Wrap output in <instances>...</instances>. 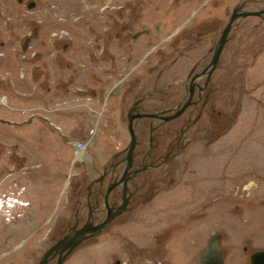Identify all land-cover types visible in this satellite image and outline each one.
Listing matches in <instances>:
<instances>
[{
    "label": "rangeland",
    "instance_id": "374dc122",
    "mask_svg": "<svg viewBox=\"0 0 264 264\" xmlns=\"http://www.w3.org/2000/svg\"><path fill=\"white\" fill-rule=\"evenodd\" d=\"M244 1L264 8V0H0V264H39L68 229L101 222L106 206L119 219L63 264H201L215 236L221 264H251L264 249V16L233 22L208 83L203 73ZM141 30L149 33L133 36ZM190 72L203 89L159 127L155 148L150 118L134 121L131 169L150 167L130 172L133 208L119 214L125 187L108 186L127 164L130 111L172 113ZM180 138L184 149L160 163ZM85 145L90 161L77 158Z\"/></svg>",
    "mask_w": 264,
    "mask_h": 264
},
{
    "label": "water",
    "instance_id": "95a60500",
    "mask_svg": "<svg viewBox=\"0 0 264 264\" xmlns=\"http://www.w3.org/2000/svg\"><path fill=\"white\" fill-rule=\"evenodd\" d=\"M34 3H30V6H33ZM244 5H246V1L242 2L237 8H242ZM237 8H235L230 16L229 23L228 25L224 28L222 35L220 36L219 44L217 45V48L212 56V60L209 63V65L205 68V71L207 70L208 67L212 68L213 70L217 68L219 58L221 55V52L223 50L224 44L227 42L228 39V34L231 30L233 22H235L238 18L241 17H247V16H260L263 18L264 16V8L260 10H250V11H241L238 12ZM26 47V44H25ZM203 71V73H205ZM212 73V72H211ZM206 74V73H205ZM196 78V77H195ZM207 79H210V74H208ZM200 84L196 83L193 81L191 83V96H189L188 101L183 105L182 109H186L188 106L192 105V103H195L192 98L194 94V88L195 86H199ZM150 116V115H148ZM177 115H172L167 118V120L174 119ZM142 115L139 114L137 116H130V122H129V130L131 132V142H130V148L134 149L137 144V136L134 128V120L136 118H141ZM135 118V119H134ZM133 157V156H132ZM131 157V158H132ZM133 160L132 158L131 161H129V165L127 167V171L124 172L122 178L120 181H116L114 183V186L117 184L120 185L123 183L125 190H126V185H127V180L128 176L130 178V172L129 169L133 166ZM144 165V164H143ZM145 166V165H144ZM143 166V167H144ZM134 171H140V169L134 170ZM116 184V185H115ZM114 186L110 187L108 189V192L111 191V189H114ZM108 198V197H107ZM107 201V200H106ZM103 228L102 224L96 225L94 227H82L78 230H76L74 233H68L66 234L59 242L55 243L49 251L43 256L40 264H47L57 253L60 255L59 256V264H62L63 260L66 258V256L74 249L76 248L82 241L87 239L89 236L94 235L93 233L95 231L101 230ZM89 233V235H88ZM64 253V254H63ZM224 257V251L222 250L220 244H219V239L218 236L213 237L210 240L208 248L203 252L202 257H201V264H221L222 259ZM251 263L252 264H264V249L263 250H258L253 252L251 255Z\"/></svg>",
    "mask_w": 264,
    "mask_h": 264
},
{
    "label": "flooded vegetation",
    "instance_id": "af4514ba",
    "mask_svg": "<svg viewBox=\"0 0 264 264\" xmlns=\"http://www.w3.org/2000/svg\"><path fill=\"white\" fill-rule=\"evenodd\" d=\"M238 7V6H237ZM236 7V8H237ZM246 5L245 6H243L242 8H237V10H238V12H241V11H250V9L249 10H246ZM240 18H243V17H241V16H239ZM230 19V18H229ZM239 19V18H238ZM158 30H159V27L157 26L156 27ZM149 33V31L148 30H141V32H137V33H135L133 36L134 37H136V36H138V34H140V33ZM190 47L189 45H186L185 47H183V49L181 50V52L183 53H185V50L186 49H188V47ZM216 48H217V46H216ZM216 48H215V50H216ZM213 52H215V51H213ZM214 54V53H213ZM220 59V58H219ZM196 64H200V62L198 61V62H196L195 63V65ZM218 65H219V62H218ZM217 65V66H218ZM193 67H194V65H193ZM207 67V66H206ZM216 69V68H215ZM214 69V70H215ZM211 72H213V69L212 68H210V67H208L207 68V70L205 71V73L206 74H204V78H206V80H205V83H208V79H207V77L206 76H208V74H211ZM191 73V76H189V75H187V77H189V78H187V97H186V99H184V101L182 102V104L178 107V108H175L174 109V111H171L172 113H170V114H164L163 112H152V111H149V112H151V113H149V112H142V111H140V110H138L139 108H132L131 109V111H130V114H129V117L130 116H137V115H139V114H141L142 116H143V118H145V117H148V118H150L149 119V137H150V145L153 147V148H155V142H157L158 141V139H157V137H156V135H155V132L159 129V127H161L162 125H165L166 123H168V122H170L171 120H173V119H171V120H167V118L169 117V116H172V115H177L176 117H178V116H180L182 113H184V111L188 108V107H190V106H192L194 103H192V105H190V106H188L186 109H182L181 110V108L183 107V105L188 101V99H189V96H191V88H189V84H190V80L192 81V79H193V81H195V82H199V79L198 78H195L194 77V74H195V72H190ZM190 73H188V74H190ZM201 74H203V73H200V75L199 76H201ZM193 77V78H192ZM202 84H200L199 86H195V87H193L194 88V91L196 90V88H201V89H203V83H204V79L202 80V82H201ZM199 84V83H198ZM190 87H191V85H190ZM189 89V90H188ZM192 100H194V98H192ZM128 111V112H129ZM148 115H150V116H148ZM175 117V118H176ZM174 118V119H175ZM135 119V118H134ZM141 118H136L134 121H136V120H140ZM127 122H128V127H129V122H130V118H127ZM135 123V122H134ZM187 125H190V123H188ZM134 127H135V124H134ZM181 129V128H180ZM182 132V131H181ZM180 134V133H179ZM130 135H131V132H130ZM136 136H137V133H136ZM131 138H132V136H131ZM178 141V140H177ZM158 143H160L159 141H158ZM173 145L175 146V147H173ZM173 145H171L170 146V150H171V148H172V150L174 149V150H176V151H179V150H183L184 149V147L186 146V143H183V142H181V138H180V143L179 142H176V144H173ZM137 146H138V137H137V144H136V147L134 148V149H132V148H130V145H129V147H128V149H127V154H126V158H125V161H127V164L125 165V168H124V171H123V174H124V172H126L127 170V167H128V165H129V161H131L132 160V158H134L135 157V150H136V148H137ZM158 146V145H157ZM84 148H86V145L84 146ZM171 150V152H169V153H167L166 155H164V156H162L161 157V161H160V163H164V162H168L169 161V159L172 157V155L173 154H175V153H173V152H175V151H172ZM88 152V151H87ZM85 154H86V160H88V161H90L91 159H92V156L90 155V154H88V153H86V151H85ZM88 154V155H87ZM177 154V153H176ZM178 155V154H177ZM89 156V157H88ZM133 156V157H132ZM83 157H85V156H82L81 158H83ZM132 157V158H131ZM78 158V157H77ZM116 158V157H115ZM79 159V158H78ZM145 165V166H144ZM144 167L143 166H141V168H139L140 169V171H138V173L139 172H141V171H147L148 169H149V167H150V164L147 162H145L144 163ZM90 168H91V170H95L94 172L95 173H97V172H101V176H106L107 175V172L105 171V174L102 172V170H104V169H99L100 167L97 165V164H95V166H90ZM99 169V170H98ZM109 169H111L112 170V167H110V168H108V170ZM129 171H133L132 173L133 174H136V171H134V169H129ZM123 174H122V176H123ZM119 177V176H118ZM92 181H94V180H92ZM100 181H97V184H96V186L97 185H100ZM114 184H112V185H110V186H108L109 188L110 187H112ZM95 186V189H97V187ZM122 186H123V184H122ZM123 202H124V204L122 205V206H120L117 210L119 211L118 213L119 214H121V212H122V210L126 207L125 206V204L127 203V207L129 206V208L130 209H132L133 208V204H132V200H131V198H130V196H129V193H128V190L126 189L125 190V194H124V197H123ZM108 209L106 210V217L104 218V219H101V222H96V224L95 225H91V223L92 222H90L89 224L87 223V222H82L81 224H80V226H78V227H71L70 229H68V231L65 233V234H67L68 232H75L76 230H78V229H80V228H82V227H86V226H89V227H94V226H96V225H99V224H102L103 225V228H104V226H107V225H111L115 220H118L119 218L117 217V214L116 213H113V212H111V210L109 209V207L108 206H106ZM135 208H136V206H135ZM127 210V209H126ZM89 213V215H88V217H92L93 216V214H91V211H89L88 212ZM126 213V212H125ZM125 215V214H124ZM121 217H123V215H121ZM89 220H92V221H94V219H89ZM87 223V224H86ZM93 224V223H92ZM77 226V225H76ZM100 230H98V231H95L93 234L95 235V234H97L98 232H99ZM64 234V235H65ZM64 235H62L61 237H64ZM88 235H89V233H88ZM94 235H92V236H89L87 239H85L84 241H82L76 248H74L67 256H66V258L67 257H69L72 253H74L79 247H81V246H83V245H85V244H87V243H91L92 241H94L93 239H94ZM97 237V236H96ZM123 239H125L124 237H123ZM218 239H220V237H218ZM59 241H60V239H59ZM58 241V242H59ZM128 241H130V240H128ZM130 242H132V241H130ZM55 243H57V242H55ZM52 247V246H51ZM49 250H50V248H49ZM48 250V251H49ZM261 250H263V249H261ZM204 251V250H203ZM255 251H258V250H254L253 252H255ZM47 252V251H46ZM252 252V253H253ZM64 254V253H63ZM201 254V253H200ZM252 255V254H251ZM251 255H250V259H251ZM59 254L57 253L51 260H50V262L51 261H53V260H55V262H56V264H59ZM42 258V257H41ZM65 258V259H66ZM65 259L63 260V262L65 261ZM41 262V261H40ZM40 262H39V264H40ZM63 262H62V264H63ZM121 262H120V260H118L117 262H116V264H120ZM250 263H251V261H250ZM47 264H49V263H47ZM122 264H132L131 262H127V261H124V262H122ZM252 264V263H251Z\"/></svg>",
    "mask_w": 264,
    "mask_h": 264
},
{
    "label": "bare ground",
    "instance_id": "6f19581e",
    "mask_svg": "<svg viewBox=\"0 0 264 264\" xmlns=\"http://www.w3.org/2000/svg\"><path fill=\"white\" fill-rule=\"evenodd\" d=\"M246 10H249L248 8H246ZM234 25V24H232ZM232 28V27H231ZM78 153H77V157L80 159L82 156H85V150H84V146L81 147V148H78Z\"/></svg>",
    "mask_w": 264,
    "mask_h": 264
},
{
    "label": "crops",
    "instance_id": "0c3cea01",
    "mask_svg": "<svg viewBox=\"0 0 264 264\" xmlns=\"http://www.w3.org/2000/svg\"><path fill=\"white\" fill-rule=\"evenodd\" d=\"M227 247H229V246L227 245Z\"/></svg>",
    "mask_w": 264,
    "mask_h": 264
}]
</instances>
